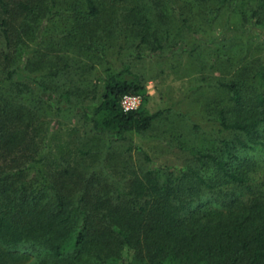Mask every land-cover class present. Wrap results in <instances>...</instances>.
<instances>
[{"label": "trees", "instance_id": "16d2710c", "mask_svg": "<svg viewBox=\"0 0 264 264\" xmlns=\"http://www.w3.org/2000/svg\"><path fill=\"white\" fill-rule=\"evenodd\" d=\"M125 1L108 3L116 6ZM143 1L159 9L156 21L173 18L175 11L181 26H191L185 14L196 3L210 7V13L228 9L240 23L221 30V35L230 31L260 35V46L246 51L261 52L260 47L261 55L248 63L246 56L240 58L235 76L218 80L227 104L214 109V119L221 132L234 137L220 138L212 150L192 149L183 168L151 167L126 187L119 179L87 172L80 149L49 157L51 145L46 142L39 152L34 124L41 111L59 118L65 106L71 111L81 106L77 112L93 131L127 142V134L151 130L162 115L146 114L145 99L138 111H122L121 98L144 97V86L108 67L103 74L86 78L87 85H70L57 92L48 80L68 68L62 59L55 62L34 49V59L19 63L4 51L0 60V264H264V179L256 178L262 166L250 156L257 148L264 151V0ZM84 2L86 18L76 16L75 23L93 26L102 11L95 0ZM51 11V6L38 8L33 0L13 6L0 0V15L6 17L0 20L4 50L11 49L15 33L11 26L22 15L48 21ZM122 20L126 26L151 24L144 12L126 13ZM151 36L153 53L159 54L157 33L143 32L141 42L150 44ZM202 42L197 34V45ZM39 68L42 76L36 74Z\"/></svg>", "mask_w": 264, "mask_h": 264}, {"label": "rangeland", "instance_id": "374dc122", "mask_svg": "<svg viewBox=\"0 0 264 264\" xmlns=\"http://www.w3.org/2000/svg\"><path fill=\"white\" fill-rule=\"evenodd\" d=\"M8 1L13 6L24 0ZM95 1L102 11L100 18L93 26H78L76 16L86 18L84 0H33L38 8L51 6V18L37 21L30 15L28 18L22 15L15 27L11 26L15 33L10 50H4L0 31V60L5 57V51L13 61L22 63L37 56L34 49L48 54L55 62L62 59L68 68L48 80L57 92L70 85H87L86 78L103 74L108 67L115 68L123 72L124 79L137 80L144 86V112L162 115L151 130L129 133V140L125 142L93 131L88 121L78 114L81 106L75 111L65 106L66 111L59 118L41 111L34 124L38 130L39 152L46 142L51 145L49 157L80 149L87 172L93 170L119 179L127 187L130 179L143 175L151 167L183 168L191 159L192 149L212 150L220 138L234 137L231 132H221L214 119V109L227 104V95L218 80L234 77L242 64L238 63L240 58L246 56L248 63L261 55L260 47L261 52H255L254 48L246 51L248 47L260 46V35L230 30L221 35V30L232 29L240 23L236 13L228 9L210 13V7L206 9L196 3L185 14L190 17L191 26H181L175 11L173 18L156 21L159 9L150 2L126 0L122 5L112 6L109 0ZM133 11L144 12L151 21L150 26H126L122 17ZM3 18L6 17L0 15V20ZM143 32L158 34L162 46L159 54L153 53L154 36L150 37V44L141 42ZM197 34L203 38L201 45H197ZM215 50L219 53L217 58ZM36 74L42 76V69ZM71 79H75L72 84ZM40 107L42 110L45 106ZM250 156L262 166L256 178L264 179V151L257 148Z\"/></svg>", "mask_w": 264, "mask_h": 264}, {"label": "built area", "instance_id": "2783aa9c", "mask_svg": "<svg viewBox=\"0 0 264 264\" xmlns=\"http://www.w3.org/2000/svg\"><path fill=\"white\" fill-rule=\"evenodd\" d=\"M144 102L142 95L127 94L124 95L120 100V107L124 113H131L138 111Z\"/></svg>", "mask_w": 264, "mask_h": 264}]
</instances>
